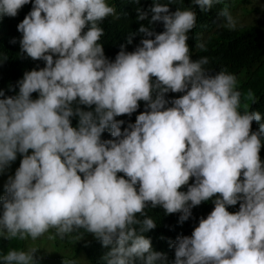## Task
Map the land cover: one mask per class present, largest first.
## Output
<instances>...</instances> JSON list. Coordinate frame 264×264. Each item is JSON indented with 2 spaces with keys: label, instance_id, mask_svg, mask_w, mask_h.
<instances>
[{
  "label": "clouds",
  "instance_id": "clouds-1",
  "mask_svg": "<svg viewBox=\"0 0 264 264\" xmlns=\"http://www.w3.org/2000/svg\"><path fill=\"white\" fill-rule=\"evenodd\" d=\"M237 1L246 0H0V41H21L1 60L39 66L18 95L0 99V171L17 151L33 150L0 198V234L36 240L55 229L76 240L92 233L105 247L114 244L107 264H156L163 254L137 234V214L151 203L185 221L190 208L219 194L191 238L178 239L175 264H264L262 96L249 90L241 104L238 75H208V59L192 61L187 43L194 7L216 5L220 25L234 30L242 26ZM113 24L132 53L109 48ZM141 100L151 111L119 138L123 122L114 118ZM78 103L95 105L96 118L77 109L73 128ZM241 200L238 213L226 210ZM142 224L141 233L156 226L151 218ZM36 251L12 250L0 261L36 264Z\"/></svg>",
  "mask_w": 264,
  "mask_h": 264
},
{
  "label": "trees",
  "instance_id": "trees-1",
  "mask_svg": "<svg viewBox=\"0 0 264 264\" xmlns=\"http://www.w3.org/2000/svg\"><path fill=\"white\" fill-rule=\"evenodd\" d=\"M144 4L145 0H137ZM242 4L249 6L251 3L249 0L241 1ZM133 4H129V8L132 9ZM215 7L208 11H202L199 7H194L192 10L196 13L197 20L194 29L187 33L189 54L192 61H197L200 58L206 57L208 63L204 65L208 75L214 76L219 72H226L234 76L238 75L241 82L237 83L241 93H246L251 90L256 97L262 96V101L259 106L262 108L260 115L261 121L258 123L257 131L261 124H264V28L257 23L252 25L235 26L234 30H230L227 26H221L215 16ZM3 26L0 24V35ZM118 24L109 26L108 42L109 48H114L118 54L122 50L126 53H132V49L128 45H123L124 41H117L122 37V34L117 30ZM88 28L84 29L86 32ZM165 31V30H164ZM164 31L154 32L151 39L155 38L156 34H161ZM4 37L0 41V92L4 95L0 96V99L8 97H14L19 94L20 84L24 79L26 73L31 71H37L39 66L34 67L33 60L19 61L4 63L1 60L2 55H6L8 48L12 51L16 49L14 47L21 44V41L14 39H8ZM202 45V47H201ZM156 78H152L153 84H155ZM34 94V92L32 93ZM31 94V95H32ZM156 92L152 93L154 100ZM74 115L71 116L70 126L78 128L79 116L76 115V110L79 109L83 112H92L93 117L96 118L95 105L87 106L83 104H75L71 107ZM150 108L145 101H138V108L130 115L116 116L114 119L117 122H123L120 126L122 135L119 138H124L123 133L125 130L130 132L131 126L135 124L137 117L145 112H150ZM112 132L111 126L101 134V141L110 136ZM262 147L260 149V159L264 164V136L261 137ZM19 151L16 153L18 156ZM33 151L24 153L20 156L18 162L14 165L11 163L8 180L0 189V198H3L7 192V186L10 179L15 178V174L21 165V161L25 155H32ZM83 179V173H78ZM35 183V182H34ZM138 190V188H137ZM221 198L219 194L214 195L209 200L204 201L202 205L195 208H190V216L187 220L181 221L177 216L175 219L170 217L162 206L153 207L151 203H148L144 209V215L137 214V219L141 221V224L136 225L137 234H142L146 239L151 241V250L156 253L163 254V258L156 261V264H175V246L179 238L189 237L191 238L193 231L199 226L202 219H207L208 215L214 210L215 201ZM243 201H238L234 206H227L226 210L230 214H236L240 210V204ZM3 214V206L0 203V215ZM145 218H151L155 223V228L141 233L140 228L143 226L142 222ZM91 238H86L82 241L78 239L70 240V237L65 235V241L75 242V251L72 256L75 264H81L80 261H85L84 264H107L104 257L114 246L109 245L105 247L102 241L97 239L94 234ZM28 239V238H27ZM19 240L18 238L6 239L4 234L0 235V257L6 255L9 251L18 250L24 251L26 246V240ZM84 251L85 254L82 252ZM42 264H49V260L41 259ZM83 263V262H82ZM2 264V261H0ZM133 264H144V262L138 258L133 260Z\"/></svg>",
  "mask_w": 264,
  "mask_h": 264
},
{
  "label": "rangeland",
  "instance_id": "rangeland-1",
  "mask_svg": "<svg viewBox=\"0 0 264 264\" xmlns=\"http://www.w3.org/2000/svg\"><path fill=\"white\" fill-rule=\"evenodd\" d=\"M234 10L236 11V14L238 16L239 23L242 26L257 23L259 26L264 28V0H254L249 6L242 5L240 7H238L237 1L234 3ZM241 94V104H244L248 101L245 99L246 93ZM31 151L33 150H28V152ZM21 155L22 153L19 152L16 159L14 161H10L7 165L4 166L3 170L0 171V189L8 180V172L11 163L15 165ZM64 236L61 237L56 234L55 229H50L48 232L43 234L41 237H38L36 240H32L29 237L26 240L24 251L28 252L32 249L37 250L34 253V260L36 264H42L41 259L49 260V264H75L72 256L74 255L76 243L65 241ZM67 236H73V233L67 234ZM84 238V236L78 237V241H82ZM82 252L85 254L84 251ZM80 262L81 264L85 263V261Z\"/></svg>",
  "mask_w": 264,
  "mask_h": 264
}]
</instances>
